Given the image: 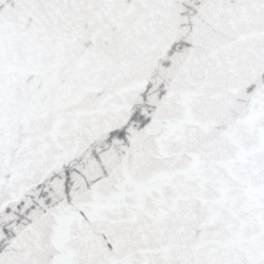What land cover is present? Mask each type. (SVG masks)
I'll use <instances>...</instances> for the list:
<instances>
[{
  "label": "snow or ice",
  "instance_id": "snow-or-ice-1",
  "mask_svg": "<svg viewBox=\"0 0 264 264\" xmlns=\"http://www.w3.org/2000/svg\"><path fill=\"white\" fill-rule=\"evenodd\" d=\"M0 264H264V0H0Z\"/></svg>",
  "mask_w": 264,
  "mask_h": 264
}]
</instances>
